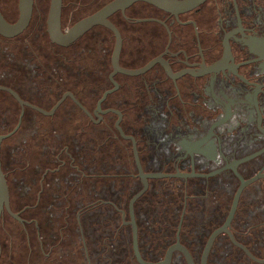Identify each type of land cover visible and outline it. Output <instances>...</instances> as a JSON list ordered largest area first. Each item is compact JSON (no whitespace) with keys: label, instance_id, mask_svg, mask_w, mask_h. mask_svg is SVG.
I'll use <instances>...</instances> for the list:
<instances>
[{"label":"flooded vegetation","instance_id":"1","mask_svg":"<svg viewBox=\"0 0 264 264\" xmlns=\"http://www.w3.org/2000/svg\"><path fill=\"white\" fill-rule=\"evenodd\" d=\"M113 1L32 0L26 27L0 35V171L15 215L0 207L2 263L141 264L129 212L140 168L160 175L132 205L142 262L264 264V0L175 13L137 0L68 40ZM19 2L0 0L8 24ZM100 207L113 223L90 234Z\"/></svg>","mask_w":264,"mask_h":264},{"label":"water","instance_id":"2","mask_svg":"<svg viewBox=\"0 0 264 264\" xmlns=\"http://www.w3.org/2000/svg\"><path fill=\"white\" fill-rule=\"evenodd\" d=\"M19 1H20L19 2V8H20L21 14H20L18 21L15 24H8L0 14V35H3V36L16 35V34L20 33L26 27V25L29 21V18H30L32 0H19ZM56 1H57V3H59V0H56ZM134 1H137V0H114L109 5H107L105 8H103L101 11H99L97 14H95V15L79 22L78 24H76L69 31L68 40L69 41L74 40L76 37H78L80 34H82L88 27H90L91 25H93L95 23L100 22L102 17L108 15L112 11H115L117 9H122L123 7L128 6L130 3L134 2ZM144 1L150 2L159 8H162V9L167 10V11H172L175 13V12L191 10V9L197 7L198 5H200L201 3H203L205 0H144ZM0 89H2V88H0ZM2 139H3V137L0 135V144H1ZM138 171H139V175H140V179H141L143 188L140 190V192H138L131 199V201L129 203V212L131 215L130 224L132 225L133 249H134L135 255H136L137 259L139 260V263L147 264V263H144L140 260L139 255L137 253V233H136V226H135V223L133 221L132 205H133L134 201L145 191V189L147 187V179L152 178V177H159L160 175H145L142 173L140 168H138ZM243 186H244L243 184L240 186L237 193H239L242 190ZM1 206H5V209L7 210V212L15 218V215H12L10 210H9L7 188H6V184H5L3 175L0 171V207ZM234 208H235V202L232 206V209L230 211V214L227 218L225 225L230 222ZM215 235H216V233H214L210 237V239L206 245L205 253L208 250V247L211 245L212 240H213ZM161 264H168V263H161ZM188 264H192L191 261H188Z\"/></svg>","mask_w":264,"mask_h":264},{"label":"trees","instance_id":"3","mask_svg":"<svg viewBox=\"0 0 264 264\" xmlns=\"http://www.w3.org/2000/svg\"><path fill=\"white\" fill-rule=\"evenodd\" d=\"M102 212L100 213V215H94V214H91V215H86V219H85V225H87L89 227V229L87 230L90 234H93L91 233L93 231L92 227L96 224L98 225H111L113 222H111V217L109 215H107L105 217L104 213L105 210L103 207H100L99 208ZM141 211V208L140 209H137L136 212L137 214H139ZM99 213V212H98ZM96 217L100 220L99 223L95 222L96 220ZM156 217L154 216V214H152V212H150L147 217L145 218V220H140L141 221V226L139 227L140 229V236H139V239L142 241L145 239V237L149 236V235H152L155 233L154 231H152L151 229H149V227L152 225V221L155 219ZM68 222L69 224L74 228V225L76 224L75 223V217L70 214L69 217H68ZM7 224H17L15 223L12 219H7L6 221ZM156 224V223H155ZM18 225V224H17ZM20 230V229H19ZM74 240H78V238L76 236L73 237ZM19 239L15 240V239H9V247H12L13 249L17 248V247H20V246H23L24 244H26V239H21L20 241H18ZM90 241H93V239H91ZM78 260V259H77ZM76 260V261H77ZM81 261V260H80ZM0 264H3L2 263V258H0ZM7 264H11V262H8Z\"/></svg>","mask_w":264,"mask_h":264}]
</instances>
